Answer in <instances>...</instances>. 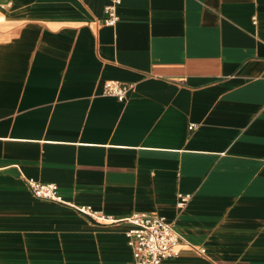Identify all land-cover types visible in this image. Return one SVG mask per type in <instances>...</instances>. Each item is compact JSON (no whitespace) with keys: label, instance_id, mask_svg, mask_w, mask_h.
<instances>
[{"label":"crops","instance_id":"crops-1","mask_svg":"<svg viewBox=\"0 0 264 264\" xmlns=\"http://www.w3.org/2000/svg\"><path fill=\"white\" fill-rule=\"evenodd\" d=\"M121 1L0 0V264H129L135 214L161 264H264V0Z\"/></svg>","mask_w":264,"mask_h":264},{"label":"built area","instance_id":"built-area-1","mask_svg":"<svg viewBox=\"0 0 264 264\" xmlns=\"http://www.w3.org/2000/svg\"><path fill=\"white\" fill-rule=\"evenodd\" d=\"M121 0H111L105 8L107 26H116L119 21L118 7ZM130 87L119 82H107L104 93L114 96L120 101L127 97ZM194 126H190L192 130ZM28 186L32 193L39 199L64 203L55 184H43L35 180H29ZM190 196L179 195L178 206L181 208L188 202ZM75 209L89 218L102 222L114 220L101 211L94 210L91 206H80ZM131 229L127 231L128 244L132 250L133 259L129 264H161L165 260L178 255L177 247L181 241V235L174 224L164 216L153 214H135L128 219Z\"/></svg>","mask_w":264,"mask_h":264}]
</instances>
